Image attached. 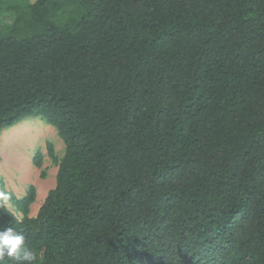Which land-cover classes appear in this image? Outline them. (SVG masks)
I'll return each instance as SVG.
<instances>
[{
	"label": "trees",
	"instance_id": "obj_1",
	"mask_svg": "<svg viewBox=\"0 0 264 264\" xmlns=\"http://www.w3.org/2000/svg\"><path fill=\"white\" fill-rule=\"evenodd\" d=\"M30 117L36 264H264V0H0V135Z\"/></svg>",
	"mask_w": 264,
	"mask_h": 264
},
{
	"label": "rangeland",
	"instance_id": "obj_2",
	"mask_svg": "<svg viewBox=\"0 0 264 264\" xmlns=\"http://www.w3.org/2000/svg\"><path fill=\"white\" fill-rule=\"evenodd\" d=\"M6 23L10 20L4 18ZM55 158L49 156V151ZM65 145L57 130L40 117H30L0 135V189L10 191L21 201L34 191V201L28 205L34 218L48 192L56 185L60 160ZM40 163L39 165L37 163ZM10 202V210H14Z\"/></svg>",
	"mask_w": 264,
	"mask_h": 264
},
{
	"label": "clouds",
	"instance_id": "obj_3",
	"mask_svg": "<svg viewBox=\"0 0 264 264\" xmlns=\"http://www.w3.org/2000/svg\"><path fill=\"white\" fill-rule=\"evenodd\" d=\"M11 199L10 191L0 189V208L10 206ZM5 258H11L16 264H36L38 254L25 244L24 235L13 227H6L0 230V264H5Z\"/></svg>",
	"mask_w": 264,
	"mask_h": 264
}]
</instances>
